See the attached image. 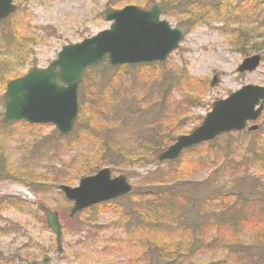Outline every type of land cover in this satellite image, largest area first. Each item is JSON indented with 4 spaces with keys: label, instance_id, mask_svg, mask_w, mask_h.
<instances>
[{
    "label": "rangeland",
    "instance_id": "374dc122",
    "mask_svg": "<svg viewBox=\"0 0 264 264\" xmlns=\"http://www.w3.org/2000/svg\"><path fill=\"white\" fill-rule=\"evenodd\" d=\"M16 2L17 11L0 21V202L18 198L30 204L20 208L11 200L9 205L0 203L4 258L31 239L29 260L35 264H43L46 256L51 257L50 264H148L150 258L142 247L147 236L138 229L140 207L135 205L147 174L158 168H179L176 178L182 176L180 180L186 181L181 185L188 189L207 177L203 160L222 165L227 155L239 168L236 183L243 194L251 198L252 192L264 201V159L259 162L251 152L254 145L259 151L264 148V109L255 122L260 131L225 134L216 144L205 142L184 152L174 164H162L151 155L154 146L164 149L177 135L198 126L215 100L246 84L264 86V0ZM154 3L162 6V19L171 27L186 30L184 40L165 61L118 72L104 59L97 64V72L86 71L79 85V115L67 136L60 135L53 124H2L8 80L33 66L46 67L62 46L108 29L107 8L135 4L147 9ZM255 54L261 55L259 66L239 72L245 58ZM215 75L218 82L213 86ZM86 108L91 118L85 124L80 119ZM103 167H109L112 176H127L134 186L133 200L126 195L110 206L90 208L70 218L72 203L59 185L77 186L82 177ZM40 203L57 210L64 220L61 253L55 233L38 209ZM263 227L264 220L248 222L240 240L249 242L250 235ZM225 258L223 250L200 255L202 261L217 264H224ZM29 260L9 264H29Z\"/></svg>",
    "mask_w": 264,
    "mask_h": 264
},
{
    "label": "water",
    "instance_id": "95a60500",
    "mask_svg": "<svg viewBox=\"0 0 264 264\" xmlns=\"http://www.w3.org/2000/svg\"><path fill=\"white\" fill-rule=\"evenodd\" d=\"M17 9L14 0H0V20ZM163 8L156 3L148 9L128 4L109 7L105 20L110 27L80 42L64 45L57 58L46 67L33 66L23 76L8 81L4 93L2 123L24 120L32 124L55 125L63 136L70 134L79 113V85L86 69L107 58L112 67L126 64L163 62L185 37L183 27H171L162 19ZM261 55L245 58L239 72L255 70ZM218 82L214 76L212 85ZM264 109V86L246 84L224 99L215 100L201 124L189 133L180 134L174 143L159 153L160 161L176 160L185 149L210 141L228 132L256 131V121ZM64 196L73 202L72 218L83 209L129 194L133 186L124 174L112 176L109 167L84 176L77 186L59 185ZM48 226L54 231L57 252L63 251V224L59 212L39 204ZM50 256L42 259L50 264Z\"/></svg>",
    "mask_w": 264,
    "mask_h": 264
},
{
    "label": "trees",
    "instance_id": "16d2710c",
    "mask_svg": "<svg viewBox=\"0 0 264 264\" xmlns=\"http://www.w3.org/2000/svg\"><path fill=\"white\" fill-rule=\"evenodd\" d=\"M158 64L159 62L124 65L116 67V70L129 72L130 68L144 69ZM97 66L88 68L87 72H97ZM85 76L87 77L86 73ZM114 104H110L111 107H114ZM120 110L121 108L119 111L116 110L118 114ZM82 114L85 117L80 120H85V124L88 123L86 119L91 117L87 108L83 109ZM115 128L116 126L112 128L113 133ZM216 143L217 139L206 142V144ZM202 144L186 151H193L200 146H205V143ZM106 147L111 148V146ZM162 150L160 148L155 150L154 146L151 155L157 156L156 154ZM263 150L264 148L260 151L257 150L256 145L251 149L259 162L264 159ZM235 153L237 152L235 151ZM133 155L136 156V153ZM241 158L243 160V157ZM252 160L251 158V162ZM175 162L167 163L174 164ZM202 163L208 165L209 173L204 181L193 183V187L185 189L183 184L181 185L186 180L184 178L180 180L182 176L176 178L179 168L174 167L165 171L158 168L147 174L146 181L142 185L144 189L137 192L139 195L136 204H138L135 206L140 207L137 213V224L140 232H145L147 236L142 247L146 248V255L150 258L151 262L148 264H154L153 262L157 264H217L212 261H202L200 255L218 250L224 251L226 256L223 260L224 264H264V227L252 233L250 235V239H252L249 242L240 240V236L245 231V224L264 220L263 198L253 195L252 192L249 194L251 198L243 194L236 183L238 178L236 174L239 168L237 170L233 160L230 161L227 155L222 165L217 162L215 165H209V162H204V160ZM253 164H255L254 160ZM61 179L67 181L64 178ZM134 193L135 190L127 196H131L132 199ZM10 200L20 208L28 204L18 198H9L7 201L5 199L4 202L1 200L0 203L7 204ZM116 201L91 208L110 206ZM33 246L31 239H28V242L20 243L8 257L4 258L0 253V264L14 263L16 260L28 262L31 255L30 249ZM30 261L33 260H29V263Z\"/></svg>",
    "mask_w": 264,
    "mask_h": 264
}]
</instances>
